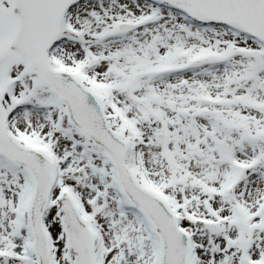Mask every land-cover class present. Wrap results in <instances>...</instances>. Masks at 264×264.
Returning a JSON list of instances; mask_svg holds the SVG:
<instances>
[{
  "label": "snow or ice",
  "instance_id": "obj_1",
  "mask_svg": "<svg viewBox=\"0 0 264 264\" xmlns=\"http://www.w3.org/2000/svg\"><path fill=\"white\" fill-rule=\"evenodd\" d=\"M0 264H264V0H0Z\"/></svg>",
  "mask_w": 264,
  "mask_h": 264
}]
</instances>
